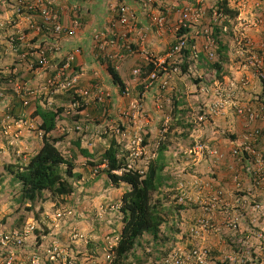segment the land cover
<instances>
[{
	"label": "built area",
	"instance_id": "2783aa9c",
	"mask_svg": "<svg viewBox=\"0 0 264 264\" xmlns=\"http://www.w3.org/2000/svg\"><path fill=\"white\" fill-rule=\"evenodd\" d=\"M7 2L8 0H4ZM17 14L23 17L20 8L30 12H35L34 15L24 16L27 22V30L34 34L37 38L46 34L50 40L54 41L45 45H30L27 40L29 34H25L26 41L18 39L21 45L16 47V39L10 40L11 51L19 54L21 49H25L24 54L19 56L22 60L26 58L36 59L39 57L40 67L50 65V60L47 54L50 53L52 58L62 52L61 43L63 39L74 38L78 35L81 24L78 19H74L71 25L62 23V9L54 6L57 0H16ZM80 2L86 0H79ZM165 0H119L114 10L111 8V20L109 26L103 29L95 36V40L101 41L112 36L114 39L111 42L105 41L101 44V48L109 43L125 41L129 35L136 33L140 40H145L147 35L146 30H152L159 38L167 39L171 42L169 51L163 58L157 62V66L166 63L168 59L180 57L182 60L185 57V50L190 47L192 56H197L199 52L205 51L209 58H215L216 40L213 37V29L210 23H215L220 26L225 36H232L233 39L239 42V48L236 50L242 59L241 65L251 75V78L244 76L241 81L234 83L225 81V78L214 84L212 87H204L201 89V97L203 101L199 106L198 123L207 126V123L215 126V120L233 115L234 118L242 123L241 129L234 140H230L224 147H219L214 143L196 142L194 146L188 150L189 156L195 160L211 162L213 165H220L232 171H242L243 177L239 175L231 177V187L222 193L219 186L215 187L208 183L204 178H196L195 185L199 189L197 201L200 204L201 212L198 219L195 221L190 236L192 240H197L199 243L191 250L174 248L172 253L158 264H210L209 256L212 252V246L208 243L209 238H220L223 246L228 245L225 238L229 233H234V237L230 238V248L232 245L231 239L239 238V250L232 254L222 252L223 261L226 264H264V94L262 78L264 79V52L259 53L260 49L253 46V41L249 37V32L254 28L263 24V14L261 13L256 21L249 22L238 20L232 22L228 16L218 13V9L214 6H207V0H172V4H166ZM138 6L146 17L147 22L142 26L139 25V16L134 7ZM73 12H79L82 7L75 4L71 7ZM209 10H213V14L208 17ZM37 13V14H36ZM36 15V16H35ZM212 16V18H211ZM39 18L41 22L36 21ZM228 23L229 25L226 24ZM208 23V24H206ZM193 28L191 33H186L181 37L179 34L186 29ZM202 27L201 31L197 28ZM118 31V32H117ZM196 31V32H195ZM201 33L203 35H201ZM170 38H166L167 35ZM206 35V36H204ZM173 38L177 41L175 42ZM172 40V41H171ZM193 41L192 44L190 42ZM55 42V43H54ZM247 42V44H246ZM174 43H177L174 47ZM125 42L123 48L127 47ZM74 52L66 56V64L57 71L54 77L49 78L44 87L46 93L54 88V94H59L76 89L81 94L89 95L90 91L79 90L81 86L82 74L76 73L73 78L68 74L64 79L65 73L72 68L76 56L81 54V49L74 47ZM259 51V52H258ZM146 59L149 60L151 54L145 52ZM33 61V60H31ZM31 67L34 65L31 64ZM176 71H178L176 69ZM134 76L140 77L141 69L133 72ZM152 81L158 79V74L154 72L151 75ZM255 84L251 86V81ZM153 82L151 83V85ZM150 84L146 87L150 88ZM167 83H163L166 87ZM20 88V91L17 90ZM95 98L104 103L103 87L95 86ZM16 93L20 95L22 88L17 87ZM27 96H36L37 92L31 89H26ZM246 93H249L245 97ZM108 96L110 94L108 93ZM24 98V96H22ZM123 99L131 100L127 109H124L122 117L118 118L122 123L132 124L133 129L139 131L134 132L135 135L125 137L130 138L129 146V164L127 170H132L144 155L147 154L146 148L143 146L144 138L141 131H145L143 104L142 100L135 98L130 88H127L122 97ZM251 100L254 101L252 104ZM263 100V101H261ZM257 102V103H256ZM259 102V104H258ZM77 105H72L75 109ZM3 123V129L10 128L13 124L12 117L4 116L0 119ZM8 126L5 123H10ZM20 122V121H19ZM8 127V128H7ZM167 127L164 128L162 135L167 132ZM120 132L119 129H117ZM8 135V132H5ZM209 157V158H206ZM184 188V185L181 184ZM213 187L215 194H213ZM215 196V197H212ZM184 197V196H183ZM182 197V198H183ZM182 202V201H181ZM72 213L67 210L57 212V219L61 220ZM220 218L218 221L217 219ZM227 231H222L221 225ZM246 225V226H245ZM245 227V228H244ZM50 233H45V230L34 220L28 223L25 227L19 229H7L0 221V264H41V256L37 253H32L37 249L43 251L45 257L49 261H63L65 264H78L73 257L65 258L64 250L59 242L48 241L52 236ZM40 234L37 236L36 232ZM239 232V233H238ZM241 233V234H240ZM79 234V233H75ZM233 235V234H232ZM33 240L36 245L32 246ZM48 241V242H47ZM46 242V243H45ZM65 260V261H64Z\"/></svg>",
	"mask_w": 264,
	"mask_h": 264
},
{
	"label": "trees",
	"instance_id": "16d2710c",
	"mask_svg": "<svg viewBox=\"0 0 264 264\" xmlns=\"http://www.w3.org/2000/svg\"><path fill=\"white\" fill-rule=\"evenodd\" d=\"M227 1L228 0H223L217 4L216 8L218 9V13H222L232 19L238 17L239 12L232 10ZM22 8L23 7L20 8V11L25 17L35 14V12H30ZM212 14L213 10H209L208 17ZM226 24L229 25L225 22V26ZM210 26L213 29V37L215 38V44L218 47V50L216 51L218 62H208V66L209 69L216 70L218 78L221 79L223 74H225L224 67L229 63L230 48L228 44L223 42L225 35L223 34L221 27L215 23H210ZM201 30L202 27L197 28V31ZM191 31H193L192 27L181 32L179 36L181 37L186 33H191ZM201 35L203 34L201 33ZM166 38L169 39L170 35L168 34ZM173 40L175 42L177 41V39L175 40L174 38ZM192 43L193 41L190 42V44ZM176 44L177 43H174L173 47ZM69 54H71V51ZM185 56L188 59L192 58L190 47L185 50ZM77 57L78 56H76L75 61L72 64V68L65 73L66 76H64V79L67 78L68 74H70L71 78H73L76 73L80 72V68L76 64ZM47 58L51 61L50 53L47 54ZM65 59V56L60 59L61 68L66 64ZM28 61L30 64L34 65L35 69L40 66L39 57L36 59L28 58ZM28 61L27 63L29 64ZM115 63V61H110L111 65H108V71L112 77V86L122 94V92L125 91L127 84L125 83L122 74L116 70ZM191 63H193V61L180 65L175 61V58L170 59L163 65V68L160 69L159 76L169 73L171 71L170 69L175 66L181 67L183 72L187 73L189 72L188 69ZM153 70L154 68L150 67L149 73ZM55 74H57V72H55ZM55 74H52L51 78L54 77ZM16 76L21 77L22 74H17ZM144 77H146V74H144ZM261 78L264 85V79L263 77ZM27 81L28 79H24V87L26 86ZM85 81L87 80H84V82ZM195 82L197 83V81ZM91 83H93V85L96 84L99 88L102 85L98 79L92 80ZM145 88L146 85L141 86V94L146 93ZM262 89V93L264 94V86ZM6 90L9 91V93L14 94L12 96L14 98L12 111L7 110V115L12 117L13 123L19 122L22 118L26 121L27 119L26 116H24V112L21 113L19 110L30 109V107L35 108L31 113L32 117L34 119H40L41 121L37 126V132H35L38 138L41 137V147L34 154L28 155L25 160H22L21 157L20 163H9L6 165L7 173L12 176L11 186L14 187V189L16 188V190H20L17 201L24 206L29 205L27 211L33 213L37 221H44L42 217L45 212L43 204L47 203L49 198L61 205L60 201H65L66 199L76 195L77 188L75 183L79 182L83 178L82 173L76 171L78 168L77 161L81 155L88 158L87 164L93 168L103 164L107 165L104 170L98 171V179L105 175L108 177L110 181L109 183L117 188H120L123 184L126 185V191L121 197V208L119 209L123 216V228L119 234L118 246L110 250L109 262L112 261L111 264H146L148 260L154 256L155 257L153 259L155 260L159 258L156 253L159 255H166V253L163 252V247L170 243L171 238L167 236L164 231L166 230V232L172 233L175 230L169 225L170 217L174 216L176 213L180 214L182 208L184 209L187 207L191 208L193 211H197L199 213L201 212L199 204H196L195 201L187 200L186 198H184L186 203L182 206H178L177 204L171 207L165 206V202L168 201V197L165 195L164 190L176 186L174 181L175 179L172 177L173 159L166 156L167 151L172 145L171 138L182 137L184 139L187 137L186 134H177L176 130L178 128L195 129L192 124H189L188 122L189 118L192 120L194 119L195 112L194 108L187 104L188 102L186 101L185 93L175 94L173 92H169L171 95L173 94V96H171L167 91L160 89L161 92L154 98V101H156L158 96L160 99L166 93L169 95L163 103L164 107H166L164 115L171 117L172 122L167 134L168 142H162V144L157 148L156 151L158 152L156 158L149 161L147 170L141 175L140 172L136 170L131 172L123 171L127 166V151L122 148L123 146H121L116 139H112L109 148L100 155L94 154L95 152H90V150H88L85 146L87 143L86 138L91 134V128H96L100 125L101 121H103L99 119H97L96 122L92 121V117L95 116V106L99 112L103 104L98 101L97 97L95 100H92L91 95H95V89H93L89 95L84 96L77 94L76 89L67 92V95L71 97L70 99L72 105H77L75 112H78L79 114H77L78 116L75 118L72 116L68 117V115L65 114V106L60 107L56 102H52L50 100L52 95L50 94L48 99L45 100V105V103H42V99L35 100L34 96H27L26 88L22 89V95L20 96H17L9 85L6 87ZM103 91L105 100H110L109 103H107L108 106L106 108L113 109L116 107V105H118V98H116L114 94L108 96V90L103 89ZM148 91L149 90H147V92ZM248 94L249 93H246L245 97L249 96ZM21 96H24V98H21ZM59 98H61V96H57V99ZM162 99L163 98H161V100ZM168 99H170L173 104L170 108L167 106ZM63 100L68 101L69 98L65 96L63 97ZM251 102L252 104L254 103L253 100H251ZM83 113L86 114L83 116ZM163 119L162 123L165 121V118ZM66 120L69 122L66 126H64L67 133L63 134V136H56L55 132L59 127V124L66 122ZM127 125L129 127L133 126L129 123ZM0 129L2 130V134L6 135V131H4L2 125L0 126ZM109 131L110 130H108L107 134L110 133ZM72 133H75L76 135V138L73 139L72 143L76 146L78 153H73L71 157H67L57 144L65 140V138H67V134L71 135ZM149 135L150 137L153 136L151 133ZM234 138L235 136H233V139ZM151 143V140L145 138L143 146L146 150H149ZM7 144L10 149L13 148V145L10 146L9 143ZM193 146L194 145L191 147ZM203 163L206 165L205 167L208 170H213L214 165L211 162H207V160H205ZM116 171H121V174H115L114 172ZM214 171L216 170L214 169ZM205 176L206 175H204V177ZM0 177L2 178V175H0ZM207 177H209L208 183L214 186L216 182L219 183L217 180V177H219L217 172L206 176V178ZM212 179L213 181H211ZM226 182L227 180L220 179L218 191L222 193L226 192L228 189L225 187ZM86 183L88 184L89 182L86 181ZM184 185H188V183L185 182ZM184 192L186 193L187 190ZM48 195L49 197H47ZM39 206L40 209L37 210V207ZM5 220L6 219H3L2 223H5ZM24 221L25 218L22 217L19 225L17 226L20 228V224H23ZM164 227H166L165 230L163 229ZM46 233L48 232L46 231ZM234 236L235 235H232V237ZM212 239L216 240V238ZM226 243L229 245V241ZM228 245L226 246L227 249ZM88 246L93 249L94 242L90 240ZM139 252L143 253V258L138 254ZM222 256L224 255L218 252L215 247H212V252L209 256V263L226 264V262L223 261Z\"/></svg>",
	"mask_w": 264,
	"mask_h": 264
},
{
	"label": "rangeland",
	"instance_id": "374dc122",
	"mask_svg": "<svg viewBox=\"0 0 264 264\" xmlns=\"http://www.w3.org/2000/svg\"><path fill=\"white\" fill-rule=\"evenodd\" d=\"M210 6L213 7L212 5ZM100 8H102V6ZM240 18L243 17L240 16ZM262 31L264 32L263 29ZM251 39L255 48H264V42L262 41V39L258 40L257 38L253 39L252 37ZM223 42L225 44H228L230 48V62L224 67L225 74H223V77L220 79L218 78L214 70L209 69V72H206V74H204L205 69H207L206 67L203 68V71L199 70L198 75L196 76L200 75L204 77L202 86H213L214 84L220 82V80H222L223 78H225V81L227 80V82H230L232 80L234 83H238L244 76L247 75V72L241 65L242 59L236 51L240 47V41L237 42L233 39V37L225 36L223 38ZM12 61V57L9 58V63ZM4 67L7 69L8 65H5ZM13 68L14 66H10L9 70H13ZM190 75L191 77L193 76L192 74L188 73L184 81L185 84H187L185 87V97L186 101L188 102L187 104L195 109V103L197 102L196 96L200 91L197 92V88L192 82L193 80H195V77L190 78ZM246 77L251 78V75H248ZM24 79L26 78L21 77L17 81V87H21L22 89L25 88ZM84 84L85 85H83V87L87 89L92 86L90 80L85 81ZM253 84H255V81L252 80L251 86ZM108 88L109 90L107 91V93H109L110 95L114 94V96L118 98V90L110 86ZM17 90L21 92L20 88H18ZM65 96L69 98L68 101H65V114H67L68 117H77V114L79 113L75 112V109H72L70 99L71 97L67 94ZM91 98L92 100H95L94 94L91 95ZM109 101L110 100H107L102 104L99 112L96 106L94 108L95 116L92 117V121L96 122L97 119L103 120L101 121L99 126H97L96 128H91V134L86 138L87 143L85 146L88 148V150H90V152H95L94 154L100 155L104 153L109 148L112 139H116L120 143V145L123 146L122 148L125 149V146H128L130 143V138L125 137V134L131 136L135 135L134 132L139 131L138 129H133V126L129 127L127 125L128 123H122L118 118V116L122 117V113L120 112L128 108V100H121L119 97V100L117 101L118 105H116V107H114L113 109L106 108ZM57 104H62V101L57 100ZM172 105L173 104L169 99L167 101V106L170 108ZM145 106L146 103H144L143 106V115L145 118L144 126L146 132L149 133L152 132L153 128L151 126L154 123V119L152 118V116L149 117L147 115ZM3 108L4 106L0 109V117L1 115L6 114ZM159 108V110L162 109L163 113H161L160 116H158V120H156V123L154 125L156 131L152 133L153 138L148 134L142 133L144 140L145 138H148L152 142L149 150H147V154L144 155L147 161L156 158V150L160 146L161 142H168V136L167 139L161 138L162 132L164 130V128L161 129V122L163 120L162 117L164 115V112H166V107L160 105ZM34 109V107H30V109L19 110V112L21 113L25 111L28 113V118H26V121H24V119L22 118L20 122L13 123L14 125H11V122L5 123L6 126H8V124L11 125L10 128L7 127L8 129H6L8 135L2 134V130L0 129V175H2V178L0 177V221L2 222L3 219H6L5 223L3 222V226L7 229H17L16 227H18L17 225H19L22 217L25 218V221L23 224H20V228L32 222L33 219H36L33 213L27 211L29 205L24 206L17 201L20 190H16V188L14 189V187L11 186L12 176L6 171L7 164L20 163L21 159L25 160L28 155L34 154L41 147V137L38 138L37 134H35V132H37V126L39 125L37 121L38 119H34L32 115H30ZM146 110L148 111L149 108H146ZM85 114L86 113H83V116ZM169 118L170 119L167 118V123L172 122L171 117ZM191 120L192 119L189 118L188 122L190 123ZM219 121L220 122L218 123V126L220 125V123H226L225 119H219ZM67 123L69 122L66 120V122L59 124V127L55 132L56 136H63V134L67 133L64 127ZM167 123H165V127ZM207 124V126H202V128L200 129L196 128L197 126L192 123V126L195 129L178 128L176 130L177 134H186L187 137L184 139L182 137L171 138L172 146L171 149L168 150L166 156H172L174 158L173 166L182 165V157L184 154L182 155V153L180 152L190 149L192 144H197V141L199 143L214 142L217 146H225L226 142L228 141L227 139H229L225 134L227 133L225 125L221 127H214L211 126L210 123ZM1 125H3V123L0 122V126ZM117 129H119L120 132H118ZM108 130H110L109 134H107ZM159 132L160 137L158 136ZM190 135H193L194 138L192 139ZM75 136V133H72L71 135L67 134V138H65V140H63L61 143L57 144V146H59V148L67 157H71L73 153H78L76 146L72 143L73 139L76 138ZM192 140H195L196 142ZM7 143H9L10 146L13 145V148L10 149ZM87 162L88 158H85L82 155L77 161L78 168L76 171L82 173L83 178L79 182L75 183L77 193L74 197H70L65 201H60L61 205L56 203L51 198L48 199L49 201L47 203L43 204V208L45 209L43 217L45 218L46 224H49L53 229L52 236H50L48 241L59 242L62 246V249L64 250L65 258L70 259L71 257H73L74 260H77L78 264H109L110 250L113 247L118 246L119 234L123 228V216L120 213L119 209L121 207V197L126 191V185L123 184L120 188H117L109 183V179L105 175L98 179V176H95L96 173L93 171L94 168L89 166ZM199 162L200 160L194 163L198 164ZM187 165L189 166V164ZM99 167L101 169L105 168L104 165ZM221 168L222 167L219 166L218 170H220ZM203 170H205V168L202 169V173ZM221 171L223 170L221 169ZM228 172H231L233 174L232 177L237 175H239L240 178L243 177V175L241 174L242 171H239V169H237V172H235L234 169H232V171L228 169ZM232 174L229 175L231 176ZM177 177L179 180L182 179L181 177H179V175H177ZM175 180L177 179L175 178ZM86 181L90 183L87 184ZM167 190L168 189L164 190V192H166ZM47 197H49V195ZM53 202L55 203L56 207H54ZM166 203L169 204V201ZM40 206L37 207V210L40 209ZM63 207H65L66 209H71L72 211H74V213L73 215H68L67 217H63V219L59 220L57 219L56 214L57 211H59L58 209ZM228 234V237L225 238L226 242L230 241L229 239L232 237V234L234 235V233L231 234L229 232ZM90 240L94 242L93 249L92 247L89 248L88 246ZM33 243H35V240H33ZM34 245H36V243L32 246ZM34 252L40 254L41 264H65L63 261L59 260L58 262L49 261L47 256L45 257L43 251L40 252L39 250L35 249L32 253ZM138 254L143 258L142 252H139ZM153 258H150L146 264H156V260Z\"/></svg>",
	"mask_w": 264,
	"mask_h": 264
},
{
	"label": "crops",
	"instance_id": "0c3cea01",
	"mask_svg": "<svg viewBox=\"0 0 264 264\" xmlns=\"http://www.w3.org/2000/svg\"><path fill=\"white\" fill-rule=\"evenodd\" d=\"M9 1L11 2L7 4L4 2H2V4L0 3V66L2 69H4L5 68L4 66L8 65L7 70L4 71L6 74L11 75L13 73L14 74L18 73V74H22V77L28 79L25 88L31 89L37 92L36 96L34 97L35 100L42 99V103L43 104L45 103L46 105L45 100L48 99L49 94L46 93V91L44 90V87L47 83V80L51 78L52 74H55V72L60 70L61 68L60 59L64 56L66 57L67 53H69L70 51L72 52L76 45L80 46L84 50V53L80 55L79 57H77V61H76L77 66L82 71L81 73L82 77H84L81 82L82 88H84L83 85H85L84 80H89V79L90 81L95 80V79L100 80V82L102 83L101 86L104 87L103 89L106 88L105 90H109L108 88L109 86L113 87L111 77L109 78L106 74L108 72L105 71L104 69L97 70L96 68H94L93 59H92L93 57V52H92L93 35L92 34L97 29L99 30L103 29V27L109 23V21L111 20V14L109 13V11L111 8L114 10L116 6H113V5L117 4V1L119 0H86L83 2H80L79 0H57L54 6L62 9V12H63L62 20L64 24L69 26L71 25L74 19H78L81 24V28L76 37L66 38L62 40V46H60L62 52L56 55L55 58L51 57V61L49 63L50 65L45 66V67H40L38 65L39 67H37L36 69H34V67H31V64H28L27 62H18L16 56L10 53L12 51L10 49V46L8 45V38L11 35H14L18 39H21L22 37V39L26 41L25 39L26 35H24L23 37V33H22V31H24L25 34H29V37L27 36V40L29 39L28 43L30 45L31 44L32 45H45L46 43L52 44L49 41L53 42L54 39L52 38L50 40L48 37H46L45 33H42L41 36L34 38L33 37L34 34H32L31 31L27 30L28 24L25 21L24 16L19 17L18 15H16L17 7L15 5V0H9ZM221 1L223 0H207V6H210V5L217 6V4ZM164 2L168 4V3H171L172 0H165ZM227 2L232 10H236L239 12L238 16L243 17L242 19H245L249 22L254 23V21H256V18L261 13H264V0H228ZM76 3L82 7V9L79 12H73L71 9V7L74 6ZM101 6L102 8H100ZM132 7H134L136 12L138 13L139 25L142 24L143 26L144 24H146L147 19L146 17H144V14L140 10V8H138V6H135V5ZM262 20H263V26H264V14H263ZM250 36L253 39L255 38H257L258 40L262 39V34L260 33L251 32ZM131 39L133 41L135 40V43H137L138 35L136 33L132 34ZM154 39H155L154 37L149 39L148 41L149 48L147 50L154 51L156 49L153 46V45H156V41L154 42ZM159 44L161 46L163 42L160 41ZM138 45H139V42H138ZM136 47L138 48V46ZM157 48L160 50V47H157ZM139 56L140 57L136 58L135 61L134 59H131L130 61H124V63L121 66L120 73L122 74V77L125 83L127 84V86L132 85V76H131L132 69H134L136 66L139 65L137 63H143L142 55L139 54ZM11 57L13 61L9 63V58ZM10 66H14L13 72L8 71ZM184 81H185V78H179L176 76V78L172 80L171 88L167 92L168 93L173 92L175 94L185 93V87L187 84H185ZM158 83L159 82H157L156 86L151 88L149 92L146 93L147 103L145 107L149 108L148 111L146 110V113L149 117L152 116V118L154 119V123L151 126L153 128L152 133L156 131V128H154V125L156 123V120H158V116H160V110H159L160 104L164 106L163 104L164 101L166 100V98H168L169 95H171L170 93L169 95L166 93L164 96L161 97L163 98L162 100L161 98L158 99L159 97L158 96L156 98V101H154L155 100L154 98L157 96V94L161 92L159 88L160 85ZM95 86L97 85L96 84L92 85L90 88H94ZM12 96L13 94H11V105L13 104V99H14ZM171 96H173V94ZM27 114H28L27 112H24V116H26V118H28ZM37 121L38 123H40V119H38ZM224 125H229V123H224V124L220 123V126H224ZM236 129L237 131H239L238 126ZM194 162H196V160L192 161L191 159H189L188 161H186L185 159H183L182 165L173 166L172 177L173 176L176 177L177 180H174V181H177V184L181 181H186L188 184L190 183L191 178H182L181 180H178V177L176 176V173H182V170L185 169L191 174V176H195V175L209 176L210 174H213V173L215 174L217 172V174L219 175V177H217V180L219 182L218 184H220V179H225L227 180V182L225 183V187L228 189L231 187L230 179L233 176V174L231 172H228V168L221 166L222 167L221 169L223 170L221 171V169L218 170V167L220 165H217V166H214L213 170L211 171V169L208 170L205 167L206 165L204 163L196 164ZM186 163L189 164V166ZM202 167L205 168V170H203V173H202V169H203ZM214 169L216 171H214ZM229 174H232V175L230 176ZM176 194H177L176 187L169 188L165 192V195L168 197V201H169V204L165 203V206L171 207L177 204ZM196 197H197V192L195 190H191L188 195V198L190 200L195 201ZM198 215H199V212L193 211L191 210V208L187 207L184 209L182 208V211H180V214L176 213L174 216L170 217L169 225L172 226V228L175 230L172 233H169V232H166L165 230L166 227L163 228L165 230L164 233L167 234V236L171 238L170 243H172L173 245L187 246V243H188L187 236L190 235L189 234L190 228H192L193 225L195 224V221ZM43 219L45 221L44 217ZM219 219L220 218H218L217 221ZM221 228H222V231L225 230V228L222 225H221ZM231 241H232L231 248L234 251L239 250L240 249L238 245L239 238L237 237V238L231 239ZM208 243L212 247H215L216 250L220 253L226 252V253L232 254L234 252V251L232 252V249L230 248V244L228 245V249L226 248L227 245L223 246L220 238H217L216 240L209 238Z\"/></svg>",
	"mask_w": 264,
	"mask_h": 264
},
{
	"label": "clouds",
	"instance_id": "9594fccd",
	"mask_svg": "<svg viewBox=\"0 0 264 264\" xmlns=\"http://www.w3.org/2000/svg\"><path fill=\"white\" fill-rule=\"evenodd\" d=\"M2 2H4V3H10L11 1H7V2H5L4 0H0V3L2 4ZM15 5H16V7L18 8L19 6L17 5V1L15 0ZM215 8H216V6H214ZM17 15V14H16ZM62 18H63V16L61 17V20H62ZM229 19H231V21L232 22H237L238 20H244V21H247V20H245V19H242V18H240V16H238V17H236V18H234V19H232V18H229ZM36 21H38V22H41V20L39 19V18H37L36 19ZM110 22V21H109ZM62 23L64 24V22H63V20H62ZM65 25V24H64ZM110 24L108 23L106 26H104L103 27V29L104 28H106L107 26H109ZM103 29H101V30H99V29H97L96 31H94L93 32V46H92V52H93V57H92V59H93V65H94V68H96L97 70H99V69H104L105 71H107L108 73H106L107 74V76L110 78L111 77V75H110V72L108 71V65H111L110 64V61H115L116 63H115V68H116V70L120 73V69H121V66H122V64L124 63V61H130L131 59H134V61L136 60V58H138V57H140L139 56V54H141L142 55V57H143V63H137V64H139L138 66H136L134 69H132V85H129V86H126V88H125V90L127 89V88H130L131 90H132V92H133V95H134V97L135 98H138V99H141L142 100V104H143V106H144V103H147L146 102V98H147V90H150L151 88H153V87H155L156 86V83L157 82H159L158 84L160 85L159 86V88L160 89H163V90H165V91H169V89L171 88V82H172V80L173 79H175L176 78V76L177 77H179V78H185L186 76H187V74L189 73V74H192L193 76L192 77H195V80H193L192 82H193V84H195L194 86L197 88V92L198 91H200V92H198L199 94L196 96V98H197V102L195 103V109H194V119L193 120H191V122L189 123V124H195L197 127L196 128H202V126L203 125H200V123H198V115H199V106H200V104H201V102L203 101V98L201 97V89L202 88H204V87H206V86H202V83L204 82V77L203 76H196V75H198V72H199V70L200 71H203V68H207V69H205V73L204 74H206V72H209V66H208V62H218V56H217V53H216V56H215V58H209V56L207 55V52H205V51H201V52H199L198 53V55L197 56H192V58H187L186 56L184 57V59L182 60V58H180V57H177V58H175V61L176 62H178L180 65H183L184 63L185 64H187L188 62H192L193 61V63H191L190 65H189V72H187V73H184L183 72V69L181 68V67H179V66H175L176 68H171L170 70V72L169 73H167V74H165V75H163V76H159V71H160V69H162L163 68V65L165 64H162L161 66H157L156 65V62L160 59V58H163L164 56H165V54L169 51V49H170V45H171V42L169 41V40H167V39H164V38H159L158 36H156V34L152 31V30H146V32H145V34L146 35H148L149 36V38H148V36L146 37V39L145 40H140V38H139V36H138V42H139V45H138V42L137 43H135V40L133 41L132 39H131V36H132V34L131 35H129V37L125 40V41H122V42H116L115 44H111V43H109L108 45H106L105 47H102L101 48V44L102 43H104L105 41H108V42H111L110 40H112V39H114L111 35L110 36H108V39H103V40H101V41H96L95 40V36H96V34H98L99 32H102L103 31ZM262 29L264 30V26H263V24L262 25H260L259 27H257V28H254L253 30H251V32H254V33H260V34H262V41L264 42V32L262 31ZM118 32V31H117ZM251 32H249V37L251 38V36H250V33ZM133 34H135V33H133ZM152 37H154L155 39H154V42L156 41V45H153L156 49L154 50V51H149V50H147L149 47H148V41H149V39L150 38H152ZM232 37V36H231ZM12 38H14V40L16 41V43H15V45H16V47H18L19 45H21V42L18 40V38L16 37V36H14V35H11L9 38H8V45L10 44V40L12 39ZM135 39H136V37H135ZM160 41H162L163 42V44L160 46ZM172 41V40H171ZM124 42L127 44V45H129V46H127V47H125V48H123V44H124ZM154 44V43H153ZM32 45V44H31ZM135 45H137L138 46V48L135 46ZM10 46V45H9ZM60 46H62V43H61V45ZM75 47H78V48H80L81 49V54L80 55H82L83 53H84V50L80 47V46H75ZM157 47H160V50L157 48ZM169 48V49H168ZM75 49V48H74ZM217 49V48H216ZM218 50V49H217ZM216 50V51H217ZM74 51V50H73ZM73 51L71 52V53H73ZM149 52L150 54H151V57H150V59L149 60H147L146 59V56H145V52ZM260 51V52H259ZM258 52L259 53H263L264 52V50H259ZM11 54H13V55H15L16 56V58H17V60H18V62H27L28 61V58H26L25 60H22L21 58H19V56H21L22 54H24V53H26L25 52V49H21V51L19 52V54H17V53H15V52H10ZM80 55H78V57L80 56ZM170 59H168L167 61H169ZM29 61H31V60H29ZM28 61V62H29ZM166 61V62H167ZM229 62H230V60H229ZM205 63H206V65H205ZM29 64H30V62H29ZM150 67H153L154 68V70L152 71V72H150L149 73V70H150ZM14 69V68H13ZM35 69V68H34ZM137 69H141L142 70V74H141V76L140 77H136V76H134V74H133V72L135 71V70H137ZM176 69L178 70V71H176ZM7 69L6 68H4V69H2L1 68V66H0V109H1V107H3L4 106V108H3V110H5V112H6V114L5 115H1V117H0V119H2L4 116H8L7 115V110H10V111H12V105H11V94L12 93H9V91H7L6 90V87L9 85L10 87H11V89L14 91V93L18 96V94L16 93V91H15V89H16V83H17V81L22 77H17L16 75L18 74V73H16V74H11V75H9V74H6L4 71H6ZM8 71H11V72H13V70H9L8 69ZM79 71L82 73V71L79 69ZM215 72H216V74H217V71L216 70H214ZM154 72H156L157 74H158V79L157 80H155V81H152V79H151V76H149V75H152ZM144 74H146V77H144ZM217 76H218V74H217ZM14 77V78H13ZM191 77V75H190V78H192ZM225 77V76H224ZM84 78V77H83ZM82 78V79H83ZM111 79H112V77H111ZM186 79V78H185ZM9 81V82H8ZM48 81V80H47ZM195 81H197V83L195 82ZM8 82V83H7ZM81 82H82V80H81ZM153 82V84L151 85V83ZM163 83H167V85H166V87H163ZM47 84V83H46ZM151 85L150 86V88L149 89H147V88H145L146 89V93H144V94H141L140 93V89H141V86H145L146 85V87L148 86V85ZM93 85V84H92ZM212 85H210V87H211ZM83 90L84 88H82V86H80L79 87V90H81V89ZM76 89H78V88H76ZM54 88H52L49 92H48V94H50V95H52V97L50 98V100L52 101V102H56L57 103V100H61L62 101V104H58L60 107H66V105H65V101L63 100V97H65V95L67 94V92H69V91H67V92H63V93H59V94H54V93H52V92H54ZM87 90H89L90 91V93L92 92V88H86L84 91H87ZM149 92V91H148ZM118 93V100H119V97H120V99L121 100H123V98H121L122 97V95H123V92H122V94L121 93H119V92H117ZM77 94H79L80 96L82 95L81 94V92H78L77 91ZM14 95V94H13ZM20 95H22V93L20 94ZM19 95V96H20ZM57 96H61V98H59V99H57ZM83 96V95H82ZM67 97V96H66ZM21 98H22V96H21ZM145 98V99H144ZM159 99V98H158ZM124 100H128V102H129V105H130V103H131V100H129V99H124ZM49 104H52V103H49ZM161 105V104H160ZM71 106H72V103H71ZM129 107V106H128ZM145 111H146V107H145ZM161 113H163V111H162V109L160 110V114ZM162 118H165V120H166V122L164 121V123H162L163 122V120H162V124H161V129L162 128H165V123H167V120L168 119H170L168 116H167V118L163 115V117ZM219 119H225L226 120V123H229V125H225V129L227 130V133H225L227 136H228V138L229 139H227L228 141L226 142V144L230 141V140H234L236 137H237V134L239 133V131H240V129H241V125H242V123L240 122V121H238V120H236L235 118H234V116L233 115H229V116H225V117H222V118H219ZM219 119H216L215 120V126H217V127H221L220 125L218 126V123L220 122L219 121ZM170 122L168 123V127H167V132H165V134L164 135H161V138H163V139H167V134H168V132H169V129H170ZM211 126H214V125H212L211 124ZM214 126V127H215ZM237 126H238V130L239 131H237ZM203 128H205V127H203ZM160 131V130H159ZM141 133H144V134H152V132H149V133H147L146 132V130L145 131H143V132H141ZM143 135V134H142ZM158 136L160 137V132H159V134H158ZM233 136H235V138L233 139ZM190 137L193 139L194 138V136L193 135H190ZM131 141V140H130ZM162 141V140H161ZM160 141V142H161ZM192 141H194V142H196L195 140H192ZM191 141V142H192ZM118 142V141H117ZM119 143V142H118ZM193 143V142H192ZM212 143H214V142H212ZM120 144V143H119ZM130 144V143H129ZM161 144H162V142H161ZM160 144V145H161ZM195 144V143H194ZM194 144H192V145H194ZM215 144V143H214ZM172 146V145H171ZM170 146V147H171ZM219 147H222L221 145L219 146ZM192 148V147H191ZM190 148V149H191ZM128 149H129V146H125V150L127 151V157H126V159H127V166H128V164H129V160H128V157H129V151H128ZM188 150L189 149H187L186 151H181L180 153H182V155H183V157H182V159H185L186 161H188L189 159H191L192 161L193 160H195L194 158H192V157H190L189 156V153H188ZM158 152V151H157ZM167 153H168V151H167ZM167 155V154H166ZM156 156H157V153H156ZM171 158L172 159H174L172 156H171ZM197 161V160H196ZM199 163H203L202 161H200ZM148 164H149V161H147V159L145 158V156H143L140 160H138V162H137V164L135 165V167L132 169V170H130V171H128L127 170V166L125 167V169L123 170V171H126V172H131V171H133V170H136V171H138V172H140V174L142 175V174H144V172L147 170V168H148ZM104 165V167L106 168V164H103ZM100 166V165H99ZM94 167V172L96 173L95 174V176H97V174H98V171L99 170H104L105 168H103V169H101L100 167ZM102 166V165H101ZM214 166H217V165H214ZM115 174H121V171H116V172H114ZM177 175H179V177H181V178H191V181H190V183L188 184V185H184V183L186 182V181H181V182H179L178 184H177V181H175V183H176V192H177V194H176V203L178 204V205H180V206H182V205H184L185 203H186V201L184 200V198H186L187 200H190L189 198H188V195H189V193H190V191L191 190H195L196 192H197V197H196V199H195V202H196V204H199V202L197 201V198H198V196L200 195L199 194V189L197 188V186L195 185V181H196V178H204V179H206V180H208V178L209 177H207L206 178V176L204 177V175H202V177H201V175H195V176H191V174L187 171V170H183V172L182 173H176V176ZM212 175V174H211ZM173 178H176V177H174L173 176ZM179 180V179H178ZM211 181H213V179L211 180ZM110 182V181H109ZM181 184H183L184 185V188H182L181 187ZM220 184H218L217 182L215 183V186H219ZM214 186V185H213ZM214 186V187H215ZM214 187H213V194L212 195H214L215 194V191H214ZM217 188H219V187H217ZM215 189H216V187H215ZM185 190H187V192L185 193L184 191ZM184 196V197H183ZM183 197V198H182ZM51 201V200H50ZM182 201V202H181ZM193 201V200H192ZM48 202V201H47ZM52 202V201H51ZM54 203V202H53ZM166 203V202H165ZM200 205V204H199ZM54 207H56L55 206V203H54ZM121 208V207H120ZM201 208V207H200ZM45 210V209H44ZM59 211H62V210H67V211H69V212H71L72 214L71 215H73V213H74V211H72L71 209H66L65 207H63V208H60V209H58ZM59 211H57V212H59ZM200 214V213H199ZM68 216V215H67ZM66 216V217H67ZM199 216V215H198ZM43 217V216H42ZM34 221H36L44 230H45V233H46V231L48 232L47 234H49L50 233V229H52L51 227H50V225L49 224H46V222L45 221H41V222H39V221H37V219H33ZM24 227H25V225H24ZM23 228V227H22ZM17 229H19V228H17ZM192 228H190V230H191ZM40 234V232L39 231H37L36 232V235L38 236ZM189 234H190V231H189ZM187 238H188V243H187V246H182V245H173L172 243H168V244H166L164 247H163V252H165L166 253V255H159V254H157L156 253V255L159 257L158 259H156V264H158V263H160V262H162L165 258H167L171 253H172V251L174 250V248H176V247H178V248H181V249H184V250H191V249H193V248H195L196 246H197V244L199 243V241H197V240H192V238H191V236L190 235H188L187 236ZM119 241V240H118ZM117 247V246H116ZM113 248H115V247H113ZM109 257H110V253H109ZM155 257V256H154ZM110 259V258H109ZM112 263V261L109 263V264H111Z\"/></svg>",
	"mask_w": 264,
	"mask_h": 264
}]
</instances>
